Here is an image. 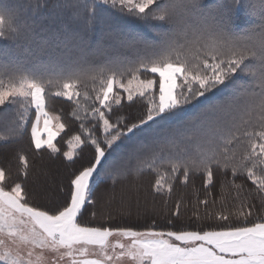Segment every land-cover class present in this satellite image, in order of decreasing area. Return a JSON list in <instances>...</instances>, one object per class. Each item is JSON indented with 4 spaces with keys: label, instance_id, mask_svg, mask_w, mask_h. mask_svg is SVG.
Wrapping results in <instances>:
<instances>
[{
    "label": "snow or ice",
    "instance_id": "snow-or-ice-1",
    "mask_svg": "<svg viewBox=\"0 0 264 264\" xmlns=\"http://www.w3.org/2000/svg\"><path fill=\"white\" fill-rule=\"evenodd\" d=\"M0 41L33 64L0 60V150H14L25 178L28 158L16 147L25 137L29 150L59 155L69 124L49 110L55 97L75 105L79 130L62 157L80 161L52 207L39 203L47 189L9 184L0 167V264H264V215L251 220L264 213V0H20L0 7ZM10 51L5 44L0 56ZM86 81L94 96L81 93ZM125 99L146 101L143 111L113 120ZM214 168L231 172L235 199L244 188L235 178L246 176L258 201L197 214L223 226L176 228L179 202L168 230L82 221L89 206L96 218L93 194L104 179L114 188L151 170L153 192L170 195L181 173L183 183L200 174L210 188Z\"/></svg>",
    "mask_w": 264,
    "mask_h": 264
},
{
    "label": "trees",
    "instance_id": "trees-1",
    "mask_svg": "<svg viewBox=\"0 0 264 264\" xmlns=\"http://www.w3.org/2000/svg\"><path fill=\"white\" fill-rule=\"evenodd\" d=\"M19 2H14V0H0V7L10 6L11 4H17ZM109 11L115 10L109 9ZM38 22L43 23L42 20ZM140 32L143 33L142 31ZM143 36H145L144 33ZM24 67L27 69L33 68L32 65H24ZM94 86L95 85L92 81H87L86 91L92 93V89ZM92 94L94 96V93ZM81 102L84 104L91 103L90 101L84 100L83 97H81ZM145 103L146 101L137 100L135 104L129 106V103L124 100V106L119 108L112 118L113 120H115L117 116L121 118L139 116L143 111L142 106ZM48 104L50 111L61 113L65 118V122L69 124V128L66 129V134H62L63 138L61 139V137H57L56 143L57 146L61 149V153L57 156H52L46 149L40 152H36V150L34 149L29 150V135L28 137H25L24 141L20 145L16 146L21 148L22 154L26 155L28 158L29 167L27 177L25 178L21 173L20 170L23 166L20 164L19 159L15 155V152L12 148L0 150V167L5 168V170L9 173V184L15 182H23L30 192L33 190H40L37 186H35V183L37 182L36 180L38 178V175H36V170H49L57 178L53 179V187H51L50 189L46 188L48 190L47 192H49V196L46 195L44 198H41V201H44L45 203H39L42 206L52 207L53 204H50L48 202V199L51 198L53 203L55 202L56 193L58 192L62 177L69 169H71L72 167H78L80 163V161H77V163L73 165L65 161L62 157V152L67 150V146L64 141H66L71 134H74L79 130V123L73 120L70 115L75 105L62 100L61 98L55 97H50ZM90 126L91 125L89 124V127ZM240 150L242 149H238V151ZM85 155H88L87 149H85ZM44 160L48 161L45 163ZM15 163H17V167L15 166ZM33 168H35V172L32 171ZM161 171H163V168L161 169ZM214 173V184L208 189H205L203 185L202 175L193 174L185 184L182 182L181 173V179L173 182V188L170 195L168 193H164L163 195H161L153 192L152 185L155 183L156 173L152 172L151 170H146L143 174H140L138 176H129L127 179H123L118 182L114 188L112 187L110 180L104 179L99 182V186L96 189V192L93 194L94 199H97L96 196L101 188L103 195L107 191H109L110 194L118 192L119 196L123 199L128 194V190L132 189L136 195V202L145 207L142 208V206H140L143 210H146L148 206L147 203L149 202V207L153 209V217L151 216L150 218H148V221H144L146 220V216L140 214L139 218H136L134 222L122 221V215L118 214L117 212L120 210L114 211L113 204H110V206H108V208L105 209L104 212H102L100 209H98L99 205L96 203V218L94 220L92 219L91 213L93 211V207L89 206L84 211L82 221H88L92 224H104L105 226L110 225L113 228L121 226H131L136 230H144L146 227L154 224L156 230H168V228L172 227V225L168 223L167 217L171 214V212L175 211L176 204L177 202H179L181 215L180 219L176 221L175 227H183L187 230H197V228H204L205 225L223 226L224 223L215 220H197V214H199L201 217H204L207 213H211L213 216L221 211L225 214L232 213L239 208L241 200L245 199L249 204L253 202L258 203V201L253 200V197L255 196L254 192L251 196H249V192L251 191L253 186L251 185V182L247 180L246 176H239L235 178V184L244 185V188L241 191L240 199H235V190L232 187L233 178L231 172L229 171L227 174H225L223 173V171L214 168ZM18 176L20 177V179L17 178ZM29 177L32 179V183L29 182ZM221 184L224 185L223 191H221ZM117 190H119L120 192ZM206 191L210 192L211 195L208 197L210 206L209 204H207V206L205 207V205L199 204V201L205 199ZM143 212L141 211L140 213ZM258 215H264V213L254 214L251 217V220L255 222L258 218ZM109 216L111 217V219H108Z\"/></svg>",
    "mask_w": 264,
    "mask_h": 264
},
{
    "label": "rangeland",
    "instance_id": "rangeland-1",
    "mask_svg": "<svg viewBox=\"0 0 264 264\" xmlns=\"http://www.w3.org/2000/svg\"><path fill=\"white\" fill-rule=\"evenodd\" d=\"M14 2H19V0H14ZM14 5H16V4H11L10 6H14ZM135 30H136V32H138L142 36L144 33L145 36H143V37L145 39H152L153 38L154 33L152 31H150L148 28L144 27L143 25L137 26L135 28ZM139 30L142 31L143 33H141ZM99 38H100L99 35L94 37V39H96V40H98ZM5 44H7L8 48L11 49L12 51L9 52L8 57L0 56V60L8 59L9 61L14 62V63H22L23 65H26V66L32 65V67H33L32 63L26 62V61H30L31 57L28 56L27 53H24L22 51H20V52L15 51V46L10 44L7 41H0V51L3 50ZM86 86H87V81L84 82L83 84H81V86H80L81 93H84L87 90ZM53 91H54V89H53ZM12 160H13V158H12ZM44 161L46 163L48 160H44ZM32 171L35 172V168H33ZM36 175H38V178L36 180L37 182L35 183L36 184L35 186H37L40 190L43 188L44 189H46V188L50 189L51 187H53V184H54L53 179L57 178L54 176V174H52L49 170L47 171L46 169H42L40 171L36 170ZM31 178H32V175H31ZM31 178L29 177L30 183H32ZM38 182H40V183H38ZM117 191H119V190H117ZM47 196H49V192H47ZM96 197H97V199H96L97 204L99 205L98 209H100L102 212H104V210L107 209L108 206H110V204H113V210L114 211L120 210L117 212H118V214L122 215L121 216L122 221L134 222L136 218H139L140 214L146 216V218H145L146 220H144V221H148V218H150L151 216L153 217V214H154L152 211L153 209H151L149 207V205H150L149 202L147 203L148 206H147L146 210L142 209L145 207L142 206L140 203L136 202V195L132 189L128 190V194L125 196L126 199L125 198L123 199L122 197H120L118 192L110 194V192L107 191L103 195L102 188L98 192ZM41 200L42 199H40L39 202L44 204L45 202L41 201ZM208 204L210 206V201H208ZM140 206H142V208ZM111 208H112V206H111ZM141 211L142 212L145 211V212L140 213ZM116 239L117 238L114 237L113 241H115ZM125 243H127V242L125 241ZM49 260H51L50 256H49ZM123 264H128V261L127 260L123 261Z\"/></svg>",
    "mask_w": 264,
    "mask_h": 264
},
{
    "label": "bare ground",
    "instance_id": "bare-ground-1",
    "mask_svg": "<svg viewBox=\"0 0 264 264\" xmlns=\"http://www.w3.org/2000/svg\"><path fill=\"white\" fill-rule=\"evenodd\" d=\"M15 166L17 167V163H15ZM17 178H18V179H20V177H19V176H18Z\"/></svg>",
    "mask_w": 264,
    "mask_h": 264
}]
</instances>
